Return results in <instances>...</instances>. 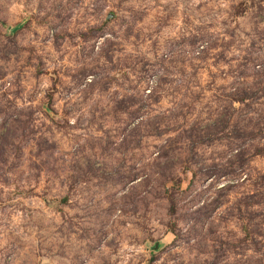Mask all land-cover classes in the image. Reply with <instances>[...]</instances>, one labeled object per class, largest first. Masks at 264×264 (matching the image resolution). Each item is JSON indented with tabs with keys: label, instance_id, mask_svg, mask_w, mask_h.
Here are the masks:
<instances>
[{
	"label": "rangeland",
	"instance_id": "obj_1",
	"mask_svg": "<svg viewBox=\"0 0 264 264\" xmlns=\"http://www.w3.org/2000/svg\"><path fill=\"white\" fill-rule=\"evenodd\" d=\"M0 264H264V0H0Z\"/></svg>",
	"mask_w": 264,
	"mask_h": 264
}]
</instances>
